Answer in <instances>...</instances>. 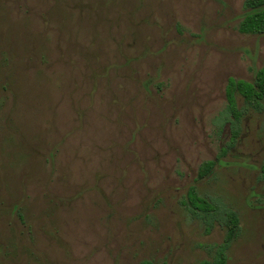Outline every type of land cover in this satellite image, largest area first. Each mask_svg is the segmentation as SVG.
<instances>
[{
	"label": "rangeland",
	"instance_id": "1",
	"mask_svg": "<svg viewBox=\"0 0 264 264\" xmlns=\"http://www.w3.org/2000/svg\"><path fill=\"white\" fill-rule=\"evenodd\" d=\"M244 1L0 0V264H210L191 186L264 264V105L225 110L264 66Z\"/></svg>",
	"mask_w": 264,
	"mask_h": 264
},
{
	"label": "trees",
	"instance_id": "2",
	"mask_svg": "<svg viewBox=\"0 0 264 264\" xmlns=\"http://www.w3.org/2000/svg\"><path fill=\"white\" fill-rule=\"evenodd\" d=\"M244 14L237 27L240 34L264 35V0H245L243 3ZM235 93L239 94L245 104L259 110L264 105V66L256 71L253 82L234 81L230 79L226 86V120L233 128V136L237 134L236 125L239 123L240 112L236 108ZM214 167V162L203 163L198 171L197 180L207 177ZM264 179V164L260 168ZM190 215L200 220L205 226L213 227L219 223L224 227L225 235L221 244L214 249L210 264H227L226 252L230 244L238 237L240 232L239 218L237 214L215 201H208L199 197L195 187L188 188L183 202ZM220 219V221L218 220ZM207 230V229H206ZM150 264V263H143Z\"/></svg>",
	"mask_w": 264,
	"mask_h": 264
}]
</instances>
